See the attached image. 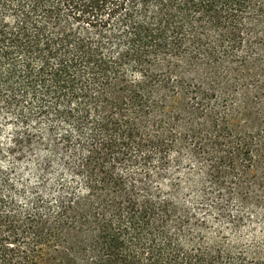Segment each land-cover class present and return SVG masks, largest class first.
<instances>
[{"label":"trees","instance_id":"obj_1","mask_svg":"<svg viewBox=\"0 0 264 264\" xmlns=\"http://www.w3.org/2000/svg\"><path fill=\"white\" fill-rule=\"evenodd\" d=\"M0 159V264H264V0H0Z\"/></svg>","mask_w":264,"mask_h":264},{"label":"rangeland","instance_id":"obj_2","mask_svg":"<svg viewBox=\"0 0 264 264\" xmlns=\"http://www.w3.org/2000/svg\"><path fill=\"white\" fill-rule=\"evenodd\" d=\"M7 131L3 133V139H6ZM11 164L10 161L7 160L1 161L0 159V171H5L6 169H10ZM29 172V169L25 163H21L15 166L13 171L11 172V179L16 183L18 186L20 185H30L35 183L34 179L31 177L30 174H27Z\"/></svg>","mask_w":264,"mask_h":264}]
</instances>
